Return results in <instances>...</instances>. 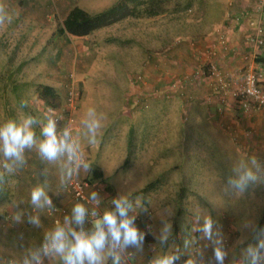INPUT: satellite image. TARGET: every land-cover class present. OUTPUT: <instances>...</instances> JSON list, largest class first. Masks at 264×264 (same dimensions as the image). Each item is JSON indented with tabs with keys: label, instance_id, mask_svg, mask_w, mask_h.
<instances>
[{
	"label": "rangeland",
	"instance_id": "rangeland-1",
	"mask_svg": "<svg viewBox=\"0 0 264 264\" xmlns=\"http://www.w3.org/2000/svg\"><path fill=\"white\" fill-rule=\"evenodd\" d=\"M111 1L20 0L16 18L18 31L14 38H0V127L9 122L20 126L28 119L33 121L30 130L34 142L23 148L20 153L23 155L44 142L43 129L49 120L59 127L67 124L72 114L68 108L69 93H77L78 107L73 111L74 120L68 124L74 129L72 136L78 152L70 154L77 155L75 159L84 166V174L74 178L86 184L87 197L97 203L83 202L63 192L70 201L84 208L82 222L74 232L86 238L96 232L95 225L106 212L114 213L119 221L115 201L124 203L138 239L125 244L121 238L117 256L121 264H138L139 247L153 240L159 250L151 253L167 250L171 243L175 248L171 258L174 254L187 258L199 241L202 243L203 237L218 244L217 249L223 254L220 264H237L241 257L246 261L261 259L260 264H264V246L234 244L239 231L252 233L249 232L250 217L254 220L252 225L264 228V221H255L257 211L247 216L239 210L240 198L251 185L238 182L245 157L231 145V140L214 132V127L223 123L216 117H209L214 126L208 122L211 106L206 99L197 95L195 98L192 92H187V79L174 78L168 67L169 59H173L172 50L179 49L186 55L187 48L193 50L200 44L202 35L211 32L224 3L236 6L234 12L240 17L250 13L264 25V0H178L181 5L176 9L174 4L169 5L171 11L164 14L129 16L85 37L59 31L62 19L73 5L93 12L110 5ZM137 1L141 0H129L128 4L132 6ZM258 54H255V62L260 60ZM204 59L208 60L206 54ZM197 62L200 75L197 80L201 81L206 77L205 64L199 59ZM260 62L264 64V59ZM44 80L55 82V108L47 107L38 95L40 84H47ZM178 80L177 90L170 91V82ZM160 85L166 89H161ZM127 94L131 98L128 96L126 102ZM138 94L144 97L140 100L142 104H137ZM214 111L216 113V108ZM169 112L175 118H170ZM60 115L62 118L56 120ZM130 115L133 124L144 118L146 122L150 120V127L158 124L163 128H178L177 144L173 142L174 135L163 131L159 136L162 149L150 150L154 146L146 142L147 138L134 134L132 124L127 121L125 128L129 133L124 134L129 142L125 155L120 151L123 162L117 169L111 167L109 175H104L101 167L110 159L107 149L112 147V156L116 157L117 153L116 141L111 140L110 122L108 125L106 122L119 117L120 145L124 137L119 135L123 129L122 118ZM7 158L0 155V182L2 180L11 190L17 173ZM99 171L101 177H93ZM120 172L128 178L124 179ZM255 173L263 174L260 169ZM240 191L243 193L239 195ZM1 218L8 220L10 216L1 214L0 222ZM207 222L211 225L208 230L205 229ZM102 227L107 233V226ZM155 230L157 234L153 235ZM261 236L262 230L257 231L253 242L264 243ZM111 243L107 234L99 259L91 264L108 263L114 254V250L107 247ZM2 253L8 261L13 258L8 249L0 251Z\"/></svg>",
	"mask_w": 264,
	"mask_h": 264
},
{
	"label": "crops",
	"instance_id": "crops-1",
	"mask_svg": "<svg viewBox=\"0 0 264 264\" xmlns=\"http://www.w3.org/2000/svg\"><path fill=\"white\" fill-rule=\"evenodd\" d=\"M115 0H112L114 2ZM20 0H2L0 3L1 16H0V38L12 37L14 38L17 30L18 22L16 21ZM231 4V3H230ZM236 6H229L223 4L220 8L221 12L213 22L211 32L209 31L203 34V39L198 46H194L193 50L187 48L185 54L176 49L172 50L173 59L170 58V75H175L174 78H186L188 81L187 92H192L194 97L202 96L210 104L211 108L208 112L209 117H216L218 122H222L223 126H215L213 129L215 133H219L221 137L231 140V145L240 152L245 158V162H242L244 169L239 171L241 173V179L239 183L249 182L251 185L244 191L245 187L240 191L239 195L243 193L240 198V211L245 215H252L254 211L258 218L256 222L264 221V111L259 112H243L238 110L234 106V97L232 92L242 82L244 67L259 65L261 62H255V53H259L260 60L264 59V47L256 48L253 44L247 41V35L252 20V15L242 14L240 27L232 21L230 17H227L228 13L236 14ZM64 17V16H63ZM209 23V22H208ZM114 24V23H113ZM218 29V30H217ZM204 33V32H203ZM85 37V36H84ZM167 39V38H166ZM176 50V51H175ZM207 52H214V60L218 63L220 72L224 81L227 83L226 89L223 90L225 98L224 102L220 100V93H216L213 88V80L206 75L201 81L198 79V59L202 62L205 61L204 57ZM204 73V72H203ZM45 83L54 86L53 80H44ZM126 85L129 83L125 80ZM176 83V84H175ZM175 83L170 82V91H176L179 86V80ZM79 86V84H78ZM161 89L165 90V86L160 85ZM140 93V92H139ZM127 94L126 102L128 99ZM143 95V93H141ZM137 104H142L141 99L143 96L138 94ZM129 98H131L129 96ZM136 101H133L135 103ZM170 107L172 102H170ZM216 108V113L214 109ZM164 116L163 110L160 114ZM130 115L129 118H122V130L119 131V135L123 134L121 144L118 142V130H119V117L115 116L110 120H107L106 124L110 122L111 126V140L116 141V157L111 155L112 147L107 150L110 153V159L108 163L101 167L104 175L110 174V168L117 169L123 162V158L120 155V151L127 149L126 135L129 133L126 122L129 121L132 124L133 133L140 137L147 138L150 144H152L150 150H161V137L163 131H167L168 134L174 135L173 142L177 144V135L179 130L176 127H161L160 125H149V119L137 121L133 124ZM170 118H175L172 112H169ZM168 117V118H169ZM208 122L213 125L214 122ZM22 125V124H21ZM214 126V125H213ZM1 128V127H0ZM73 128L71 124L63 126L55 125V132L58 140L65 141L67 148L57 154L53 159L46 157L40 150V145L35 148L28 149L19 158L13 156L7 158L12 162V167L15 168L17 175H15L14 181L11 183L13 188L9 190L7 196L1 198L0 202V215H9L10 218L4 220L1 218L0 222V251L3 249L12 253L10 261L6 259L4 253L0 254V264H65L62 256L49 248L47 252L44 250L45 244L51 243L50 236L58 229H63L67 240L74 243V237L72 233L78 227V222L75 219L74 209L78 203L72 202L68 199V194L63 192V184L69 177L81 176L84 174V166L79 165L78 159H75L77 155V146L74 143ZM129 130V128H128ZM127 131V133H126ZM190 131V130H188ZM67 132V136H65ZM126 135H125V134ZM210 133V130H209ZM212 133V132H211ZM152 134V136L150 135ZM253 136V137H252ZM234 140V142H233ZM172 143V142H171ZM110 145V141H108ZM114 151V149H113ZM0 155L6 156L4 153L3 141L0 140ZM261 170L263 174H257L258 170ZM108 170V171H107ZM121 176L126 179L128 175L120 172ZM40 189L43 192L38 202H33L32 193L34 190ZM251 190V191H250ZM243 200V201H242ZM57 206L63 208L67 214H52L49 212V207ZM68 207V209H67ZM245 212V213H244ZM252 220L249 226V232L242 233L234 237V244L240 246H264V243L253 242L254 235L257 231L262 230L261 238L264 241V228L257 225H252ZM94 222V221H93ZM255 222V223H256ZM241 230V227L239 228ZM156 231V230H155ZM204 235L207 236L206 230H203ZM157 231L153 234L156 235ZM108 237L111 244L107 247H111L114 250V254L109 257V261L106 264H121V261L117 259L120 252L119 242L112 239L110 233ZM156 238V236H154ZM257 238V239H261ZM138 239V237H137ZM199 241V240H198ZM133 243V242H129ZM152 243H143L139 248L141 251L140 260L138 264H157L158 261L164 259H170V264H220L221 260L216 255L218 244L211 239L205 237L202 238V243L197 244L196 248L190 255L185 257H178V262L172 261L171 255L173 249H175L171 243L169 248L158 253H151L156 249ZM152 245V246H151ZM105 246V245H104ZM154 249V250H153ZM222 253V252H221ZM251 259V258H250ZM113 260H115L113 262ZM259 260V264L261 259ZM258 260L246 261L243 257L237 259V264H258ZM136 262H134L135 264ZM83 264H91L87 258L84 259ZM133 264V262H131Z\"/></svg>",
	"mask_w": 264,
	"mask_h": 264
},
{
	"label": "clouds",
	"instance_id": "clouds-1",
	"mask_svg": "<svg viewBox=\"0 0 264 264\" xmlns=\"http://www.w3.org/2000/svg\"><path fill=\"white\" fill-rule=\"evenodd\" d=\"M32 122L31 119H28L20 126H17L14 122H9L3 128H0V140L3 141L6 156L19 158L23 148L31 146L34 142L33 133L30 130ZM43 134L46 139L41 143L40 150L49 159L55 158L59 152L66 148L71 151L65 141L57 139L54 121H48V124L43 129ZM67 135V132H65V136ZM42 195V190H34L32 193L33 202H38ZM115 203L120 216L119 221L114 213L106 212L102 220L97 221L95 225L96 232L91 237L86 238L82 233L73 232L74 243L69 242L64 230L58 228L49 238L51 241L50 245L45 244V252L51 248L62 256L65 264H83L85 258L91 262L99 259V251L102 250L109 233L116 242H119L121 238H123L125 244L135 242L138 232L132 221L127 217L124 203L119 200L115 201ZM84 211V208L80 205L75 207L74 215L78 223L82 222ZM102 225L107 226V233ZM210 227V222H207L205 229L208 230ZM216 255L222 260L223 254L219 249L216 250ZM157 264H170V259L160 260Z\"/></svg>",
	"mask_w": 264,
	"mask_h": 264
},
{
	"label": "built area",
	"instance_id": "built-area-1",
	"mask_svg": "<svg viewBox=\"0 0 264 264\" xmlns=\"http://www.w3.org/2000/svg\"><path fill=\"white\" fill-rule=\"evenodd\" d=\"M264 6V4H263ZM231 14L232 16L230 17ZM227 17H230L232 21L240 27L241 17L238 14L228 13ZM218 30V29H217ZM247 41L254 45L256 48L264 46V29L256 19L251 20ZM257 53V52H256ZM255 53V54H256ZM207 59L203 63L205 64V73L213 80V90L216 93H220L221 102L225 101L223 90L226 89L227 83L221 75L218 63L214 60V52L206 53ZM255 57V56H254ZM234 97V105L237 109H242L244 112L251 111H264V64L252 65L245 68L243 73L242 82L238 87L232 92ZM79 98L77 93H69V109L72 110L67 123H72L74 118L72 117L73 111L78 107ZM61 115L56 117V120H60ZM86 184L77 180L74 177H69L63 184L65 191L70 193L73 198L81 200L83 202L92 203L96 205V201L90 202L85 191ZM49 212H58L60 214L64 213L65 210L60 207L51 206L49 207Z\"/></svg>",
	"mask_w": 264,
	"mask_h": 264
},
{
	"label": "trees",
	"instance_id": "trees-1",
	"mask_svg": "<svg viewBox=\"0 0 264 264\" xmlns=\"http://www.w3.org/2000/svg\"><path fill=\"white\" fill-rule=\"evenodd\" d=\"M128 2L129 0H115L110 5L93 12H90L78 5H73L66 13V16L62 19L59 31L61 33L84 37L90 35L92 32L98 29L112 25L113 23H116L117 21L125 19L129 16H137L138 18H142L143 15L155 16L171 11L168 8L171 4L175 5L174 9H176V6H179V4L181 5L178 0H141L137 1V4H134L132 6H130ZM138 3L140 5V8H138ZM188 5L189 1L186 2V6ZM261 26L264 29V25L261 24ZM38 95L44 101L47 107L51 109L56 107L57 93L52 85L40 84L38 88ZM238 110L243 111L242 109ZM101 175L102 174L99 171L95 172L93 177L98 178L101 177ZM1 182L0 199L9 194L8 188H6V185L4 186V184H2ZM172 261L174 263L178 262L177 254H174V256H172Z\"/></svg>",
	"mask_w": 264,
	"mask_h": 264
}]
</instances>
